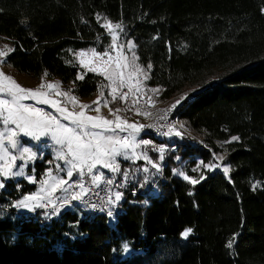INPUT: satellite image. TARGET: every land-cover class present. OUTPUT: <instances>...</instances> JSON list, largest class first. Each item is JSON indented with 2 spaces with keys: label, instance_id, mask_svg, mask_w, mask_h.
Instances as JSON below:
<instances>
[{
  "label": "trees",
  "instance_id": "1",
  "mask_svg": "<svg viewBox=\"0 0 264 264\" xmlns=\"http://www.w3.org/2000/svg\"><path fill=\"white\" fill-rule=\"evenodd\" d=\"M106 20L132 39L160 98L194 90L178 105L179 119L224 152L228 176L215 170L191 184L171 168L188 172L210 161V150L143 133L167 142L158 193L147 201L144 190L129 195L113 223L70 209L51 218L6 211L36 187L24 178L7 181L0 264H264V0H0V39L14 49L5 63L90 96L102 78L78 63L76 51L110 42ZM52 160L46 153L34 161L35 178ZM123 241L133 249L126 256Z\"/></svg>",
  "mask_w": 264,
  "mask_h": 264
},
{
  "label": "snow or ice",
  "instance_id": "2",
  "mask_svg": "<svg viewBox=\"0 0 264 264\" xmlns=\"http://www.w3.org/2000/svg\"><path fill=\"white\" fill-rule=\"evenodd\" d=\"M99 19V16L97 17ZM108 32L110 33L113 41V47L122 49L124 45H117L116 41L118 39L117 29L122 30L120 24H113L111 21H105L103 25ZM129 49L134 47L132 41L127 42ZM5 50H0V58L6 57L14 49L9 48L5 45ZM92 56L100 60V64L95 67H89V65L94 63V60H85L84 57L88 56L87 52L81 51L78 55L81 58L80 64L84 67H89V70L92 72H100L105 76L107 80L110 81L111 87V97L112 100H116L117 97L121 100H126L128 93H123L122 95L118 91L117 84L119 88L127 86L129 91H132L133 85L129 82L126 85V77L124 69H129L132 65L128 62L127 57L123 55L122 52L118 51L115 58L111 57L109 53H98L94 49L90 50ZM108 56L107 60H104L103 57ZM133 60L135 56L133 54ZM113 61L115 62V67L113 68ZM3 60L0 59V63ZM148 68H151V65H148ZM143 69L139 66H134V70L128 72L127 80L130 81L131 77L135 76L137 73H142ZM45 76L47 73L44 74ZM78 79H83V76H78ZM147 79V76H145ZM139 85V81H137ZM55 90V95L57 97L63 96L68 97L69 101L72 103L73 108L79 104L80 111H69L67 107L61 106V102L57 99L51 98L49 91ZM136 91H139L137 86ZM156 91V90H153ZM103 92L100 93L102 97ZM188 96V93L183 94L174 104L171 105V108H175ZM25 100H35L40 104L50 105L57 113L60 114V118L56 115H53L51 112L45 111L43 108L36 107L33 104L23 103ZM100 97H97L96 101H93L92 104L98 105L94 111L98 113L96 116L87 115L85 110L89 109L91 105L87 103L80 104L75 96H69L68 92H62L59 90L58 83H45L42 82L35 89L22 87L16 80L5 74L0 70V124L3 125L0 129V177L7 179L16 176H22L23 167L26 165L28 160H33L36 158V153H33L30 148L23 147L20 143L21 135L33 138L35 140H40L42 137L50 136L56 144L62 146V150L58 154L59 159H63L65 164L68 166L66 170V177H56L52 176L51 169L48 170V177L53 181L49 186L50 190L42 188L41 191H45L46 195L32 194L25 196L23 200L17 201L15 207L25 208L34 210L36 207H48L51 204L53 208V215L59 212V208L56 206V203L53 201V194L57 190L68 191L69 188L73 187L72 183L69 181L72 179L74 172L78 173L81 177L85 175V169L91 174L97 165L103 166L105 169H110L112 172H119V165L116 163V157L119 155L124 156L126 159L129 158L128 151L132 150V156H135V148L138 147V144L135 142V133H138L145 125H136L129 123L128 121L122 119L116 113H119L121 109L109 108V113L115 116V120L108 119L100 113L99 107ZM136 101L134 100L133 103ZM105 107L108 106L107 102L104 104ZM148 115V113H143ZM67 121L68 123H63ZM14 127H11V126ZM127 129H132V132L129 133L133 139L130 141L128 136L119 137L115 135L118 131H126ZM170 134V133H169ZM179 135V133H177ZM238 137H232V140H238ZM230 142V141H229ZM144 144H147V141H143ZM12 150H20V156L17 157ZM163 152V148L159 150ZM21 159L24 161L19 166V171L14 169L17 167L16 160ZM137 159L139 157H136ZM145 159L148 157L145 155ZM161 159L163 157L161 156ZM159 171L158 165H153ZM206 167L213 168L214 165H207ZM147 171V169H144ZM224 173L229 172L228 167H224ZM183 176L184 180L189 181L191 184L195 185L199 183L198 180L193 179L192 177L179 173ZM28 179L33 181V177L29 176ZM103 179L101 175H95L92 177V183L98 184ZM201 180L205 177L201 176ZM34 182V181H33ZM42 185H48V181H42ZM107 183L111 184L112 181L109 180ZM80 188L79 192L71 195V197H65L60 203L62 205L69 204L72 200H83V197L89 191L85 188L82 182L76 184ZM5 183L3 179H0V188H4ZM256 185H253L255 189ZM115 199L109 198V203L115 205L122 198V193L117 191L115 194ZM47 199L48 204L41 203V201ZM35 202V203H30ZM95 207V206H93ZM109 217H113V209L107 211ZM192 232L191 228L184 230L181 235L185 238L189 236ZM233 241H229L228 247L232 246ZM124 251H128V245L123 246Z\"/></svg>",
  "mask_w": 264,
  "mask_h": 264
},
{
  "label": "rangeland",
  "instance_id": "3",
  "mask_svg": "<svg viewBox=\"0 0 264 264\" xmlns=\"http://www.w3.org/2000/svg\"><path fill=\"white\" fill-rule=\"evenodd\" d=\"M102 24L104 25L105 21H103ZM113 24H118V23H113ZM117 32H118V39L116 41V44L117 45H124V47L122 49H118V48L113 47L112 37L109 35V32L107 30L106 33L110 37V42L108 44H106L103 49H97V47L95 45H92V46L81 48V49L77 50L76 56H77L78 63L80 64L81 58L79 57L78 54L81 51L88 53V56L84 57L85 60H89V59L94 60V63L89 65V67H95V66H98L100 64V60L93 57L90 50L94 49L98 53H109L111 55V57H113V58H115L117 56L118 51H120L123 53V55H125L127 57L128 62L132 65V67H130L129 69H124V73L126 71L129 72V71L134 70V66H139L142 69V67L137 62L136 54L134 52V47L129 49L127 46V42L132 41V39L125 33V31L123 29L122 30L117 29ZM5 45H7L9 48L11 47L10 42L8 40L0 39V50L7 51V49H5ZM133 54L135 56V60H133ZM0 59L3 60V62L0 63V70H2L5 74L13 77L16 80V82L19 83L22 87L35 89L36 87H38L40 85V83L42 82V79H43V82H45V83H49V82L58 83L60 91L68 92L69 96H75L80 104L87 103V104L91 105V107L89 109L85 110L87 115H90V116L98 115V113L93 110L98 105L92 104V102L96 101L97 97H100V101H99L100 113H99V115H102V116H104L108 119H111V120H115V116L112 115L111 113H109V108H112L113 110L121 109V111L119 113H116V115H119L122 119L128 121L129 123L136 124V125H141L142 122L145 121L151 114L152 115L150 116V118L152 116H154L155 113H158V111L161 110V108L163 107L164 104H173L183 94L186 93V92H183L180 95L172 97L173 99L168 98V99H165L161 102H158L159 98H158V95L156 93L157 91H154V92H151L149 90L146 91L145 86L143 85L144 83L140 84L138 86L139 91L147 92V94H146L147 100L149 101V103H152V102L154 103L152 107L147 109L146 113H148V115H144V114H141L138 110H136L133 107L131 101H129L128 98H126V100H121L118 96L116 100H112V97L110 95L112 85H111L110 81L107 80L105 78V76L102 75L100 72H96L99 75H101V78H102L97 90L90 96H77L71 92V90H70L71 84H63L59 80V78H57V77H49V76L36 77L32 74L22 73V72H19L18 70H16L15 68L7 65L5 63V57L0 58ZM103 59L107 60L108 56H104ZM81 66L83 68L89 70V67H84L83 65H81ZM112 66H113V68L115 67L114 61H113ZM127 72L125 74V77L128 76ZM145 74H146V72L143 70L142 73H137L135 76L131 77V79H136V80L142 79L144 81L145 76H146ZM139 77H141V78H139ZM116 86L118 87V91L121 95L123 93H125L123 88H119L118 84ZM45 90H47V89H45ZM47 91H49V95L51 96V98L59 100L61 102V106L67 107L69 111H73V110L80 111L79 104H77L76 107L73 108V105L69 101L68 97H63V96L57 97L55 95V90H47ZM190 91L191 92L188 94L187 97H190L191 96L190 94L194 90L190 89ZM101 92L104 93V95L102 97L100 96ZM105 102H107V104H108L107 107L104 106ZM23 103H29V104L35 105L36 107L43 108L45 111L51 112L53 115H56L58 118H60V114L57 113L56 110L53 109L50 105L40 104L35 100H25V101H23ZM62 122L68 123L67 121H63V120H62ZM181 126L184 127L185 129H188L182 124V122H181ZM2 127H3V125L0 124V129H2ZM11 127H14V126H11ZM182 127H180V128L182 129ZM188 130H190V129H188ZM190 131L192 133L190 132V134H188V135H186L185 133H179V135L167 134L164 136L160 135V136H156V137L158 139L166 140L168 142V144L174 143L175 141H180V140L183 141V140L187 139L188 142L193 143L195 145H198L196 142L198 140H201L202 143H200L199 145L207 147L211 152L212 158L210 161H207V162L198 161L197 165L190 168V170L188 172L185 171V169L181 165L173 166L171 168V171L180 177H183V176L180 175L179 173H183L185 175L192 177L193 179L201 178V176H204L206 172H212L215 170L222 171L224 173V171H223L224 167L229 168L228 163L224 159V152L223 151H215V150H213L212 147H208L207 142H206V140L202 134L196 133L195 131H192V130H190ZM131 132H132V129H127L126 131H123V132L117 130L115 135H117L119 137L128 136L129 140L131 141L133 139V137L129 135V133H131ZM143 141H147L148 143L144 144ZM135 142L138 144V147L135 148V156H132V150L129 149V150H127L128 154H129V158L126 159L122 155H119L116 157V163L119 165V169H120L119 172H112L110 169H105V168H103V166L97 165L96 169H94L91 174H89L87 172V169H85V175L83 177H81L78 173L74 172L73 177L70 181H72L75 185L78 182H82L84 184L87 181H92L93 176L101 175V174H102L103 178H106V179L123 177V178L127 179L129 182L131 181L134 184H136L139 187V188L137 187L138 190H144L146 193H148V194H143V196L145 197L144 200L147 201L148 200L147 197L149 195H156L158 193V181L162 179V177H163L162 171H163L164 166L166 165V157H167V152H168L167 151V145H166L167 142H162V140L161 141L154 140V139H151L149 136L148 137L144 136L143 133L141 132V130L138 133H135ZM20 143L23 147L30 148L33 153H36V158L33 160L27 161L26 165L23 167L24 175L11 177V178H7V179L0 177V179H3L4 183H6L7 181H10L12 184V182H16L18 179L24 178L29 183L35 182L36 187L33 191L22 194L19 198L12 200V202L10 204L3 206L2 208L6 211H10L11 207H13V208H15L14 212L16 214H20L23 212L33 213L35 211L36 212L38 211L40 213V215L45 217V218L57 217L58 214L53 215L52 212L43 210L40 207H36L34 210H30V209H25V208H17L14 205L17 201L23 200L25 196H29V195L37 194V193H39L40 195H44V193H46V192L41 191L42 188L50 190L49 186L53 183V181L47 175L49 169H51L52 176L67 178L66 177V170H67L68 166L65 164V161L63 159L58 158V154L62 150L66 151V149H62V146L59 144H56L55 141H53L50 136H45V137H42L40 140H35L33 138L21 135ZM222 144H220V146H219L220 148L222 147ZM161 148H163L162 153L159 151ZM171 148L175 149L176 145L172 144ZM12 151L15 155H17V157L20 156V150H12ZM46 153H50L53 157V160L50 162V167L46 168L43 172H40V174L37 176L38 178H35V174H34L35 169H34L33 163L35 160L43 157ZM145 155L148 157V159L144 158ZM161 156L163 157V159H161ZM136 157H139V158L137 159ZM15 163H16L17 167L14 170L19 171L20 170L19 166L22 163H24V161H22L21 159L18 158ZM154 164L159 166V171H157V169L155 167H153ZM207 165H214L215 167L209 168V167H206ZM144 169H147V171H145ZM228 173L227 174L224 173V174L226 176H228ZM29 176L33 177L34 182L30 181L28 179ZM45 180L48 181V185H42L41 182L45 181ZM17 185H19V184H17ZM0 189H2V188H0ZM57 191H59V190H57ZM120 201L118 203H116L115 205H112L108 202L107 203L108 207H110L111 209L112 208L118 209ZM30 203H35V202H30ZM121 205H120V207H121ZM107 217L109 220L113 218V217H109L108 215H107ZM186 229H188V228H186ZM125 244L128 245L127 241L122 242V251H123L122 255L123 256L129 255L133 251V249L129 245H128V251H124L123 246Z\"/></svg>",
  "mask_w": 264,
  "mask_h": 264
},
{
  "label": "built area",
  "instance_id": "4",
  "mask_svg": "<svg viewBox=\"0 0 264 264\" xmlns=\"http://www.w3.org/2000/svg\"><path fill=\"white\" fill-rule=\"evenodd\" d=\"M137 81H139V85L144 83L143 85L145 86L146 91L149 90L151 92H154L153 90H156V88L153 85L147 84L145 80L143 81L142 79L141 80L131 79L130 81H128L126 77V85L127 83L130 82L133 85V89L132 91H129V88L125 86L123 87V90L125 93H128L127 98L129 101H131L133 107L136 110H138L141 114H143L146 113L147 109L152 107L154 103L153 102L149 103V101L147 100V95H146L147 92L136 91L137 86H139L137 85ZM158 98H159L158 102L164 100L159 96ZM134 100L136 101L135 103H133ZM171 105L172 104H164L161 110L158 111V113H155L154 116L150 118V116L152 115L151 114L145 121H143L141 125H145V127L141 129V132L150 133L155 136H160V135L164 136L169 133L170 135H176L177 133H185L186 135L190 134L191 132L190 130L185 129L184 127L181 126L179 113H178V105L175 108H171ZM180 127H182L183 130ZM196 143L199 145L200 143H202V141L198 140ZM109 180L112 181L111 184L107 183V181ZM69 183H72L73 187L69 188L67 192L63 190L56 191L52 197L53 201L56 203V206L59 208V212L62 211L63 209H70L72 211L77 212L80 216H87V217H91L95 214L107 215L108 210H106V206L108 205L107 203L109 201V198L114 197L115 196L114 194L117 191L121 192L123 195L119 204V208L115 209V212L121 209L122 207L121 204L129 195H134L138 192V188L123 177L103 179L98 184H93L92 181H87L84 183V186L89 191L83 197V200H72L69 204L62 205L60 202L65 197L70 198L71 195L80 191V188L77 187L72 181H69ZM143 194H148V193L143 192ZM41 203L48 204V200L45 199L41 201ZM40 208L46 211H50L52 213L54 211L51 204H49L48 207H40ZM59 212L57 214H59Z\"/></svg>",
  "mask_w": 264,
  "mask_h": 264
},
{
  "label": "crops",
  "instance_id": "5",
  "mask_svg": "<svg viewBox=\"0 0 264 264\" xmlns=\"http://www.w3.org/2000/svg\"><path fill=\"white\" fill-rule=\"evenodd\" d=\"M103 179H106V178H103ZM103 179H102V180H103ZM44 194H46V193H44ZM111 199H115V196L112 197ZM109 209H111V208L108 207V205H107V206H106V210H109ZM112 209H113V211H114L115 214H114L113 218L109 220L110 223H113V222L115 221V219H116V214L120 211V210H119V211L115 212V209H117V208H112Z\"/></svg>",
  "mask_w": 264,
  "mask_h": 264
}]
</instances>
